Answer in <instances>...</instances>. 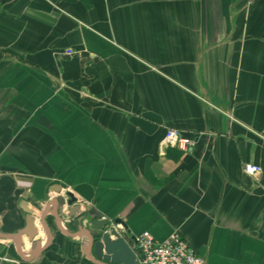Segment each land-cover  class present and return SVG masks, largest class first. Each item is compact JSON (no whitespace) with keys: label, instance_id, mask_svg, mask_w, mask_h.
Here are the masks:
<instances>
[{"label":"crops","instance_id":"obj_1","mask_svg":"<svg viewBox=\"0 0 264 264\" xmlns=\"http://www.w3.org/2000/svg\"><path fill=\"white\" fill-rule=\"evenodd\" d=\"M83 213L264 264V0H0V264H104Z\"/></svg>","mask_w":264,"mask_h":264},{"label":"built area","instance_id":"obj_2","mask_svg":"<svg viewBox=\"0 0 264 264\" xmlns=\"http://www.w3.org/2000/svg\"><path fill=\"white\" fill-rule=\"evenodd\" d=\"M253 0H247L251 3ZM70 52V51H69ZM194 140L183 136L175 128L165 130L162 144L178 148L187 152L193 146ZM243 171L248 175H256L261 171L257 164L246 162L242 165ZM121 231L123 228L117 224ZM132 249L138 258L139 264H202L195 249L180 235L178 231L171 232L161 241L156 240L148 231H141L134 235ZM139 256H142L140 259Z\"/></svg>","mask_w":264,"mask_h":264},{"label":"water","instance_id":"obj_3","mask_svg":"<svg viewBox=\"0 0 264 264\" xmlns=\"http://www.w3.org/2000/svg\"><path fill=\"white\" fill-rule=\"evenodd\" d=\"M65 196H67V199L62 196L56 197L55 201L60 203L58 213H63V206L66 203V205H70L68 211L70 214H73L75 211H77L78 205L75 203L77 197L71 191H66ZM46 211L47 207L44 208L41 214L40 221L42 225L43 217ZM84 219L85 214L80 215L79 221H83ZM27 221V223H29L31 218L27 217ZM58 221L59 229L66 233L64 226L62 225L63 221L61 218H59ZM117 223H120L122 226H124V223L121 221V219L113 220L114 225ZM82 233H84L87 240L84 244L85 251L90 252L94 257V260L101 261L104 264H139L133 249L130 247L126 239L116 228L112 227V225H110L106 219L92 220L86 231H83ZM66 234L71 235V233ZM19 235L20 232L14 234L0 232V238H11L18 240ZM29 238V241H31V237ZM17 242L19 246L21 242ZM17 249L21 254L22 251L19 249V247ZM139 258L141 259L142 256H139Z\"/></svg>","mask_w":264,"mask_h":264},{"label":"rangeland","instance_id":"obj_4","mask_svg":"<svg viewBox=\"0 0 264 264\" xmlns=\"http://www.w3.org/2000/svg\"><path fill=\"white\" fill-rule=\"evenodd\" d=\"M65 209L68 211V209H67V206H65ZM66 211V212H67ZM83 214H86L85 216H87L88 218L90 217V213L88 214V213H83ZM91 223V221H90V218H89V220L88 221H86V222H84V226L85 227H89V224ZM63 225V224H62ZM65 225H66V227H68L67 225H68V221H65ZM3 259H8V258H6V257H4Z\"/></svg>","mask_w":264,"mask_h":264},{"label":"bare ground","instance_id":"obj_5","mask_svg":"<svg viewBox=\"0 0 264 264\" xmlns=\"http://www.w3.org/2000/svg\"><path fill=\"white\" fill-rule=\"evenodd\" d=\"M24 242H25V240H24ZM27 244V243H26Z\"/></svg>","mask_w":264,"mask_h":264}]
</instances>
